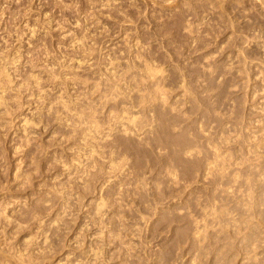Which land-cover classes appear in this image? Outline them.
I'll list each match as a JSON object with an SVG mask.
<instances>
[{
	"label": "rangeland",
	"instance_id": "obj_1",
	"mask_svg": "<svg viewBox=\"0 0 264 264\" xmlns=\"http://www.w3.org/2000/svg\"><path fill=\"white\" fill-rule=\"evenodd\" d=\"M204 6H206V7H204ZM196 7H197V10H196ZM162 21H163V23H162ZM83 32H85V34ZM81 33H83V34H81ZM141 34H143V35H141ZM84 38L86 40H84ZM87 39H89V40H87ZM20 41H22V42H20ZM83 41H85V42H83ZM124 45H125V47H124ZM72 46H73V48H72ZM128 46L131 48L129 49ZM83 47H85V49H83ZM140 47L145 48V49L142 50ZM80 48H81V50H80ZM146 49H148V50H146ZM74 50H75V52H74ZM0 52L1 53L3 52L6 55L5 56L3 53L2 54L0 53L2 56L4 55V57H5V59L0 58V64L5 63V61H7V60L8 61L6 63L12 62L15 64L17 62L15 65L11 66L13 71L16 70L15 72H13V75L16 73L15 75L18 76L19 75L18 72L21 73L18 76L19 79L14 75V81H15L16 85L18 84L17 82H19L24 76L26 77L28 73H34V74H38V75L41 74L43 76V80H44L43 83L45 82V79H46L45 83L48 84V85L47 84L44 85V86H47L45 89L51 88L50 91L53 90V92H56L57 95L59 92L58 90H61L59 92V94H65L66 95L67 93H69V94L74 95L77 98H78V96L80 99L83 98L82 100L88 99V101L89 100L100 101V99H99L100 92H99V89H97L95 87L96 86L95 84H97V85H99L100 83L102 84L104 77L107 76L106 72H107V74H110L109 73L110 71H111V73H120V72L123 73V71L126 70V66H127L126 64L132 62L133 60L134 61L137 60L136 62L141 61L142 64L145 61L143 64V65H145V68H146V63H147L146 61H148V62L150 61L149 63H151L155 66H156V64L161 65L160 63H162V65H165L164 64L165 59L167 58V56H169L168 53L170 52L172 54L171 55L169 53L170 58L173 56L171 60L173 62L176 61L175 64L179 63V65L183 66L184 68L186 66L185 70L187 71V74H189V72L191 74V71H192L193 75L196 74V72L194 71L196 68L202 70L203 68L205 69V67H207L206 69H209L210 68L209 66H214V64L224 65L225 66L224 70H216L215 69L216 70L215 73L218 75V77H217L218 83L220 85H226V95H225L226 97L225 96H220V97L217 96V98H219L220 100H217L216 97L212 98L211 102L215 98H216L215 100L219 102V103L218 102L216 103V101L214 100L215 102L213 101L214 102L213 104H216V105L220 104V105H217L218 107L216 105H214L215 109H216V107L218 108V110L216 109L215 111H218L219 114H217V112L216 113L214 112L216 115L213 119L211 118L212 122L214 120L215 123L214 122L213 123L216 124L215 127H214V124H211L212 122L209 121V122H211L209 124H211L210 128L212 131L210 129H209V131H207L208 127H206L205 128L206 130L204 131L206 134L211 133L212 137H214V138H212L210 136V134H209V137H210L211 141L213 140V142L211 143V141H209V137L207 135H205L204 132H203V135H205V136L203 137V135H202V138L208 137V138H205L207 140L205 141L202 138H200V137L199 138L202 139V142H204V144L207 141H209L204 146H208L210 144H211V146L213 145V147H211V146L206 147L207 149L209 148L210 152H213L215 150V148H217V149L219 148L221 150L220 152H222V153H224L223 150L225 151V155H224L225 157H223V160L225 159L224 162L227 165V166L225 165L226 167H224V169L226 170L227 173H233V171L239 170L238 172L240 173V176H243V174L245 172L244 176L240 177L239 181H242L244 178H246L245 177L246 174H248V176H249L251 173L250 170H254L255 168H256L255 170H258V171L260 168H261V170H263L261 167L262 166L261 161L264 158V0H224V1L221 0V2H220V0H216V1L215 0H0ZM18 52H20V53H18ZM129 52H130V54H129ZM145 53H146V55H145ZM141 54H143V55H141ZM6 57L8 58L7 60H6ZM17 57L19 59L21 57L22 60L20 59L21 60L20 61ZM141 57H143V58H141ZM139 58H140V60H139ZM151 58H153V59H151ZM29 60L31 63L29 62ZM112 60H113V62H111ZM69 61L71 63H69ZM173 62H171V64H174ZM27 63L28 64L30 63L29 65H31V66H29ZM72 63H73V66L71 65ZM83 63L85 65H83ZM113 63H115L116 65H114ZM165 63H166L165 67L168 68L170 66L169 63L168 62H165ZM99 64H100V66H99ZM142 64H141L142 67H140V68H142V70H145V68L143 67ZM48 65L51 67L50 70L53 69V71L56 72V80L55 81L50 80V76L45 71L46 68H47L46 70L49 71ZM78 65H79V67L81 65L80 69H79V67H77ZM216 65H215V68H216ZM28 66L31 68L34 67L33 68L34 70L31 69V72H30L29 71L30 68ZM69 66H71V67H69ZM26 67H28V68H26ZM72 67L73 68L75 67V68L72 70ZM170 68H171V66H170ZM211 68H213V67H211ZM22 69H23V71H22ZM190 69H191V71H190ZM38 70L41 73H39ZM213 70H214V68H213ZM77 71H78V73H77ZM101 71H102V73L100 74ZM24 72H25V74H24ZM79 72H80V74H79ZM22 74H24V75H22ZM58 75H60V76H58ZM78 75H79V77H78ZM100 75H101V78H100ZM20 76L22 77L21 79H20ZM188 76H187L186 80L189 79ZM57 77H59V78H57ZM63 77L68 79L67 83H65V85H64L65 79ZM180 77H177L175 79L176 82L174 80L175 83L171 82V84L168 85L169 87L166 86V87H168L166 89H167L168 94L170 96L168 102H171V101L175 102L176 101L177 102L176 105L179 106V109L181 108V110H185V109L190 107V102H188L185 99V94L182 90V87L180 86V84H182L181 80L183 79V77H181L182 79H179ZM58 79H59V81H58ZM101 79H102V82H100L98 84V82ZM177 79H179L180 82ZM194 79H195V81H193V84L199 85L200 94H203V95L207 94V96H209V94L212 93L211 92L212 90L211 91L205 90L204 92H202V88L207 83L206 77L202 73V71H200L198 73V75H195ZM47 80L49 81V83ZM73 80L74 81L76 80V84ZM68 81H69V83H68ZM58 82H61L60 84H62V86ZM124 83L126 84V81ZM68 84H69V86H68ZM93 85H94V87H93ZM31 88H33V87H29V89H26V90L23 89L26 92L25 91L21 92L20 93L21 96L16 95L15 101L18 102V107L17 106L13 107L12 110L10 111L12 113H9L8 115L4 116L3 121H7L8 123L6 126L5 125H3V127L1 126L2 129L0 128V132L3 130L1 132V136H0V138H1V140H0V163H1L0 164L1 165L0 166V180H1V182L3 181L2 183L0 182V206H3V208H4L6 205V202L11 199L9 201V202H11L10 204L14 205L15 207L17 206L19 208L20 206L17 205L18 202H19V204L21 202H24L26 200L25 197L28 198L29 196H30V198H28L29 200L28 199L26 200V204L31 205V204H34L37 200H39V198L41 197V194H42V196L43 195L45 196L46 195L45 193L48 192V190H49L48 188H50V190H49L50 193L48 192V194L45 197H50L51 195H49V194H52L51 192L55 187L56 188L59 187V189L57 188L59 191L63 188L62 189L63 191L61 190L59 192V195H60V193H62L61 194V200L60 201L56 200L57 204L52 203V202L49 203V205H48L49 209L45 210L46 212H44V213L48 212L47 214L49 216H51L55 210H57V212L59 210L62 213L64 211V214H62V220L64 222V218H63L64 216L63 215L66 214L65 215V217H66L65 222L68 221V223H64V224H63V222L60 223V227H61L62 231L61 232H60V230L57 231L56 232V234H58L57 236H56V234L52 235L53 236L52 239L56 238V240L53 239L54 245L60 244V246L59 245L53 246L52 251L54 252V255H52L53 257L50 255L51 258L49 256H47L46 259H48V260H46V259L44 260V262L46 264H57V262H60L58 264H67L65 256H67L68 254H69L68 256H70L69 257L70 260L74 261L76 258H78L77 256L83 250L87 249L86 246H89L90 242H91V244L94 243V239H96V237H98V236H96L95 230H97V228H99L98 226H101V225H102V227H105L107 229L106 230L104 228V234L103 235L106 234L105 232H107V235H109V233H110L109 239L110 240L114 239V240H111L112 242H114V245H113V243H111V245H109L111 241L108 239V237L106 239H104V240H106L104 250H106V249L107 250L103 251V253L104 252L105 253L103 254L104 256L102 258L107 260V261H105V263H103V264H108V262L111 260L110 258L113 257L112 255H114V254L118 255L120 252L122 253V251L130 259L136 258V259L146 260L147 258H149V256L151 257V255L153 257H156V251L157 252L161 251L163 248V244L165 242L164 233L160 234V235L156 233L157 215L155 213L156 211H154L151 208L154 205L156 206V204L153 203L152 197H149V199H147V200L146 199L142 200L140 198V196L138 195L137 191L135 190V192H134V190H133L134 188L136 189V187L138 185L137 184L138 181L135 178V174H132V173H134L132 168H133V165L136 164V162L138 163L137 156L139 153L138 151H140L139 149L141 147L138 146V151L136 153L134 151H126L125 150V151L117 152L114 155V157H115L114 159L116 162H120V159H121L120 157H122L123 155H127V157L129 155L128 158H130V160H127V162H121V165L119 167V170H122V171L124 170L123 171L124 175L126 174L125 176L123 175V177L121 178V180H122L121 183H120V180H119V182L116 180L117 183L115 184V180H114V181H111V183H107L109 185H107L105 183L104 186H102L101 185L102 181L98 180L95 182L94 186L92 185V187H91L92 189H90V191L88 190V192H85V190L83 188V185H84L83 179L85 178V175H84L85 173H82L81 171L80 172L77 171V173H74V172H76L75 170L81 169V168H79V165H77V167H76L77 169H76L75 168L76 164L82 165V164L86 163L84 161L87 158V155L81 156V152L85 151V149L82 148V151H80V149L78 150V148H79L77 146L78 143L75 144L73 142V139H71L69 137L67 138V132L63 128L62 129L64 131L61 128L57 130L56 133L59 134V135L57 134L58 137L55 134V135H53V138H52L51 131H52L53 127L51 126V123H49L52 121L51 118L49 117L51 121L49 120L48 123H47L48 119H45L46 120L45 124H47L46 130L42 129L41 125H40L39 130H37V133H35V134H37V136L34 134L33 137L30 136L28 139L26 137H23L24 136V135H22L23 131H21L22 128L20 126L21 123H19V121H21V119H22L21 115L24 112V114H23V116H24L25 112H28L29 109H31V107H32V110H34L33 108L35 107L34 105H36L35 103H38V101H36L38 94L36 92L32 93L34 90H32ZM95 88L97 91L95 90ZM30 90H32V91H30ZM93 90H94V92H93ZM56 93L51 94V92H50V94H51L50 96L54 97L53 95ZM90 93H91V95H90ZM227 94H228V97H227ZM28 96L30 97L31 100L29 99ZM222 97H223V99H222ZM230 97H232V98L230 99ZM221 100L223 102L222 107H221V103H220ZM21 103H22V105H21ZM240 103L242 105H240ZM219 106L221 107V109L219 108ZM239 106H241V107H239ZM240 108H241V110H240ZM238 109L240 110V114H239ZM181 110H178V111H181ZM234 110H236L238 112L239 116L240 115L243 116V114H244V116H243L244 118L242 117L243 119L240 117V119L243 122H240L241 120L239 119L238 115L236 114L237 112H234ZM241 111H242V113H241ZM105 112L106 113H104V116H103V113L101 114V112H100L99 115H101V116H99V117H101V120H102V117H104L103 118L104 120H102L103 121L102 125H108L107 127L105 126V128L107 129L111 126L110 124H112L113 121L108 123V121H111L110 119L108 120V118L106 117L107 116L106 114H108L109 112H108V110ZM232 112H233V114H232ZM220 115H222L223 117L222 116L220 117ZM231 115H233V116H231ZM234 115H237L239 122L237 121L238 119L233 118ZM216 116L218 119L216 118ZM226 117L228 120L226 119ZM229 117H231V118H229ZM46 118H48V117H46ZM223 118H224V120H223ZM229 119L230 120L236 119V120L230 121ZM105 120H107V121H105ZM218 120H221L225 124H221L222 122L220 123V121L218 122ZM233 121L234 122L237 121V123L234 124ZM217 122L219 123V125ZM238 123H241L240 124L241 127H240V125L239 126L236 125ZM209 124H208V126H209ZM220 124H221V126L222 125L223 126L221 127ZM48 125H49V127H48ZM233 125L236 126V127H234L235 129L236 128L238 129V130H236V132H235L234 128H232ZM219 126H220V128H219ZM238 127L240 128V130ZM214 128H216V129L214 130ZM219 129H220V132L218 131ZM212 132H216L219 134H216V133L213 134ZM43 133H45V134H43ZM241 133L243 134L244 137H242ZM61 134L63 135V138L61 137L62 136ZM238 134H239V137L236 136ZM217 135H218V142L216 143ZM240 135H241V137H240ZM153 136H154L153 132H144L138 136L137 141H139L140 143L142 142V144H141L142 147H150L151 143H152L151 139H153ZM60 137L62 139H60ZM22 138H23V140L26 139V141L29 142L27 144V146L23 145V144L26 145V141H23L24 142L23 143ZM55 138H56V140H54ZM65 138H66V141H65ZM236 138H238V139H236ZM239 138H243V139H239ZM244 138L245 139L247 138V139L245 140ZM67 139H68V142H67ZM69 139L71 140L70 143H69ZM226 139H228V140H226ZM29 140H31V142ZM58 140H61V142L59 141L60 143L58 142L59 144L57 143ZM237 140H238V142L239 141L240 142L237 143ZM12 141H13V144H12ZM244 141L246 143H244ZM19 142H21V143H19ZM66 142H67V144H66ZM72 142H73V145L75 147L72 146ZM219 142H223L222 145H221V143L218 144ZM214 143L217 145H215ZM240 143H241V145H240ZM250 143H252V144L250 145ZM247 144H249V146ZM29 145H30V148H32V149L34 147H35L34 149H36L38 147L39 149L38 148L37 149L41 153L38 152L37 149H36L37 152H35L36 150H34V149L33 150L30 149ZM46 145L49 146V148ZM78 145H80V144H78ZM15 146H16V148H15ZM17 146L19 148H17ZM20 146H22V148ZM106 146H108V147H105L106 149L112 150L111 147L109 148V145H106ZM42 147H44L43 149H45V150H43ZM69 147L72 149H70ZM231 147H233V148H231ZM242 147L243 148L245 147L246 149L245 148L243 149ZM13 148H15V149H13ZM213 148H214V150H213ZM16 149H18V151ZM19 149H22L23 152H22V150H19ZM46 149H47V151H46ZM75 149L79 151L80 155L75 153ZM106 149H103V148L101 149L104 152L103 155H105ZM229 149H232L233 152H231V150H229ZM14 150H15V152H14ZM30 150H32L31 153H29ZM63 150L65 153L63 152ZM70 150H74V152L73 151L70 152ZM110 150L109 151L106 150V151L110 152ZM211 150H213V151H211ZM227 150L230 151L233 155L231 153H229ZM78 151H76V152H78ZM149 151L155 157L157 156L158 158H160L159 154L164 153L165 149H162V150L158 149V150H155V152L152 151L151 149H149ZM226 151L228 152V155L226 154ZM46 152H47V154H46ZM23 153H24V156H22ZM34 153L35 154L37 153L36 156H34L35 155ZM54 153L55 154L59 153V154L55 155ZM60 153H62V156H60ZM70 153H73L74 156H73V154L71 155ZM237 153L239 155H240V153H242L243 155L239 156V155H237ZM244 153L246 154V156H248L249 159L246 156H245L246 158L243 157L245 155ZM42 154H45L47 157H45V155L42 156ZM53 154L56 157H54ZM75 154H76V156L77 155L79 156V160L77 159L76 162H75V159H76ZM229 154L232 156H230ZM32 155L35 158L37 157L39 162L41 160L40 168H39V169L42 168L40 170L41 172L39 170H34L35 172L32 171L33 169L31 168V165L29 162V156H32ZM106 155H109L108 159L106 158L107 156L106 157L102 156V158H101L102 160L104 159V162L106 160V162L104 163L106 166L105 176L110 175L111 171H112L111 165H109L111 163L110 162L111 154L107 153ZM200 155H202V154H200ZM49 156H51V159ZM68 156L70 159L69 158L66 159ZM226 156H228L227 159H226ZM233 156L236 157L237 160H235L236 158H234ZM21 157H22V159L20 160ZM26 157H27V159H26ZM39 157L42 159H40ZM58 157L60 160H57V162H56V158L58 159ZM61 157H62V160L63 159L65 160V163H64V160L62 162ZM83 157H84V159H83ZM148 157L149 156H144L143 158L147 159ZM211 157H212V155H211ZM229 157H232V158L228 159ZM123 158H124V156H123ZM233 158H234V160H233ZM25 159L28 160L29 164H27V162L24 163ZM52 159L55 160V163L50 162V160H52ZM247 159H248V162H247ZM19 160H20V162H19ZM22 160H23V163H22ZM43 160H44V162H43ZM66 160H67V162H70L69 163L70 165H71V162L72 163L74 162L73 166H70L69 164L66 165V163H67ZM71 160H74V161H71ZM107 160H108V162H107ZM228 160H230V162H228ZM243 160H244V162H243ZM17 162L24 164V165L20 164L24 167V168L21 167V170L25 169V170H22V173L24 175V176L23 175L22 176L24 178H26L25 174H29V171H30L29 175H31L32 172H33L32 174L35 173L34 175H31L32 179L30 178V181H28L29 179L23 180L22 176H20V177L15 176L16 178H19V179L15 180V177L13 179V176H14L13 173H16V171H17V170H15L14 167L17 168V166L19 165V164L17 165ZM82 162H84V163H82ZM241 162H243V163H241ZM245 162H247V164L250 163V164H248L249 165L248 167H246L247 165ZM61 163H63V164H61ZM147 163H149V162L145 161L143 163V164H145L144 167L147 166ZM228 163L230 166L228 165ZM263 163H264V160H263ZM41 164H43L44 167ZM57 164L60 166V168ZM2 165H3V167H2ZM28 165H30V166H28ZM61 165H63L62 166V168H64L63 170H61ZM244 165H246V166H244ZM65 166L67 168H65ZM28 167L31 169H29ZM70 167L71 168L73 167L75 169L74 172L72 171L73 168L70 169L71 175L74 174V177H76L77 174H79V173H80L79 175H81V176L78 175V177L75 178V182L77 181L76 183L82 184V186L80 184L79 185L77 184L78 187L81 186L79 188L77 186H75L76 183L73 182L74 177L71 176V178H68V177H70L69 174H65V173H69L68 171H69ZM246 168L247 169L250 168V169L246 171ZM154 170L156 172V167ZM146 171H147L148 177H150L151 172H149V170H146ZM42 172H43V174H42ZM1 173H2V175H1ZM4 173H5V175H4ZM58 174H60L62 177ZM64 174L67 175L68 177L65 176ZM82 174H83V176H82ZM39 175H41V176H39ZM57 175L59 176V178H57L58 177ZM34 176H35V178H34ZM54 176H56L55 178H57V180H59L58 182H61L64 184L66 183L68 185L70 184L71 187L69 185V188H72V189H67L68 188L67 185H64V184H61L58 182L57 183L59 186L58 185L55 186L57 183H55L56 181L54 179ZM80 177H83V178H80ZM125 177H127V178L125 179ZM49 178L51 179V181ZM60 178H64V179H60ZM65 178L66 179L68 178L69 181H66ZM78 178H80V179H78ZM123 178L125 179V182H123L124 181ZM13 180H15L16 182H18L17 180H19V183L22 184L23 186L20 185L19 183L17 185V183L15 181L13 182ZM64 180H65V182H63ZM148 180H150V183H151L149 186H152L153 184L156 186V180L153 181L151 178H149ZM26 181L32 182V183L27 182L28 183L27 184V183H25ZM130 181H131V183H130ZM51 182H52V184H51ZM67 182H69V183H67ZM112 182H113V184H112ZM53 183H55V185ZM72 183L74 186L72 185ZM123 183H124V185H123ZM37 184L38 185L41 184L40 185L41 187L38 186ZM47 184H49V185H47ZM61 185H62V188H60ZM135 185H136V187H135ZM237 185H239V184H237ZM27 186H29L28 189H27ZM51 186H53V187H51ZM65 186H66V189H65ZM119 186H121V187L124 186L122 188H123V190H125V192L122 191V188ZM74 187H75V189L77 188V190H75ZM51 188H53V189L51 190ZM80 188H82L83 191H82V189L79 190ZM113 188L116 190H114ZM127 188L129 190L131 189L130 191H132V192L129 193V190ZM111 189H113V193H112ZM118 189H120V190H118ZM33 190L35 192L38 190L39 191L35 193ZM69 190H71V191L75 190V191L72 192L73 194L71 193L68 195L67 193H69L68 192ZM43 191L44 192L46 191V192L43 193ZM65 191L67 193H65ZM110 191H111V193H110ZM126 191H128V194ZM40 192H41V194H40ZM33 193H34V195H32ZM63 194H64V196L67 195V198L70 196L69 199L65 198L66 196L63 198ZM4 195H5V197L8 196L10 199L6 198V200H5ZM38 195H40V197ZM31 196L33 198H31ZM18 198H19V200H18ZM35 198H37V199H35ZM33 199L36 201H34ZM58 199H60V197H58ZM62 199H65V200H63L64 202L62 201ZM12 200H15L14 201L15 203H13ZM22 200H24V201H22ZM66 200H68V203L65 202ZM61 202H62V204H61ZM63 203H64V205H65V203H67V204L64 206ZM99 203L105 204V210L103 212V216H105V217L103 218V216H102L101 219H99L98 217H97L98 219H95L94 217L97 215L96 207L98 206ZM53 204H55V205H53ZM50 205H51V207H50ZM56 205L59 206L60 209ZM7 206L10 207V205H7ZM14 206H11V207L13 208ZM0 208L2 209V207H0ZM14 209L15 208L10 210V208H9V212L15 211ZM23 209L24 208H22L20 210H23ZM95 212H96V215L95 214L93 215V213H95ZM47 214H44L43 217L45 220H47V222H50L51 218L48 217ZM112 214L114 216L115 215L116 216L110 217ZM46 217H48V218H46ZM112 218L115 219V220L113 219L114 222L117 219L116 225H115V223H113ZM48 219H49V221H48ZM109 219H111V220H109ZM98 220H100V221L104 220V223L106 222L105 223L106 226L104 225L103 221H101V223H100V221H98ZM69 221H70V225H69ZM110 221L112 222L113 225H115V228L117 227V229L114 228V226L111 224ZM107 222H109L110 224H108ZM89 223H92L93 226L90 225ZM31 224H32V226L30 225V222H29V224L27 223V225H26V223L24 224V225H26L24 227L26 229V231L24 228L17 229V228H15V226L12 225L14 232L16 229L18 230L15 233L12 231L11 225H9V227L6 226L7 228H4V229H7L8 231L4 230L1 227L0 230L1 231L3 230L2 231L3 234L2 233H1L2 235L0 234V240H5L6 238L9 239L6 241L9 244H14L15 248L19 247V246H21L22 248L27 247L28 241L30 239H34V238L35 239H38V238L41 239L37 233L40 231V230L37 231V225H35V223H31ZM65 224H67L66 227H65ZM82 227H83V229H81ZM134 228H139V229L134 230ZM30 229H31V231H29ZM114 229H115V231H114ZM34 230L37 232H33ZM9 231L10 232L12 231V232L10 233ZM111 231L113 232V234ZM26 232H28V233H26ZM58 232H60V233H58ZM114 232H115V234H116V232L120 233V235L122 236V237H119L118 239L116 238V240L117 241L119 239L123 240V243H124L123 247L121 248V244H120L121 242L118 241L119 242L118 245L121 249V250L119 249V253L117 250V248H119V247H118V245L115 244L117 241H115L116 235H114ZM20 233L22 234L21 237H20V235H21ZM34 233H36V235ZM78 233H79V235L81 234L79 236L80 238L79 237L77 238ZM94 233H95V235H93ZM60 234L61 235L63 234V235L60 236V238H59L58 236ZM111 234L114 235V237L112 236V238H111ZM156 234H157V237H156ZM3 235L4 236L6 235V236L3 237ZM14 235L17 236L16 237L17 239L14 237ZM90 235L93 237L92 239H91ZM30 236L31 237L33 236V237L30 238ZM11 237L14 239H10ZM22 238H23V240H22ZM58 238H59V240H58ZM18 239L20 242L19 241L17 242ZM10 240H12L11 241L12 243L10 242ZM38 240H36V242ZM91 240H93V241H91ZM15 241L17 242V244L15 243ZM21 242L22 243L24 242V244H23L24 246H22ZM78 242L81 243L80 247L77 245ZM83 242H84V244L82 245ZM95 242H96L95 244L99 243L98 240H95ZM108 242H109V244H107ZM20 243H21V245H20ZM25 243L27 244V246ZM18 244H19V246H16ZM133 245H135V246H133ZM108 246H110V247H108ZM129 246H130L129 250H126V248H124V247H129ZM83 247H84V249H83ZM54 248H56V249L54 250ZM106 254H108V255L106 256ZM253 254H254L253 251H251L249 253L245 252V253L240 254L237 257V262H238L237 264H243L245 259L247 257L248 258L252 257ZM116 255H114V257L112 258V261H110L111 262L110 264H117L118 262H120V260H118L117 258L115 259ZM109 256H110V258H109ZM116 257H118V256H116ZM81 258L83 260L84 259L88 260V256L84 255V254H83V257H81ZM102 258L100 260H98V261H100L99 262L100 264H102V262H104V260ZM107 258H109L110 260ZM252 260L253 259H251L250 261H252ZM98 261L94 262L92 264H95V263L99 264ZM73 263H75V261L72 262V264ZM76 264H79V263L76 262ZM246 264H247V262H246Z\"/></svg>",
	"mask_w": 264,
	"mask_h": 264
},
{
	"label": "bare ground",
	"instance_id": "obj_2",
	"mask_svg": "<svg viewBox=\"0 0 264 264\" xmlns=\"http://www.w3.org/2000/svg\"><path fill=\"white\" fill-rule=\"evenodd\" d=\"M222 1H224V0H222ZM220 2H221V0H220ZM204 7H206V6H204ZM196 10H197V7H196ZM162 23H163V21H162ZM83 33L85 34V32H83ZM83 33H81V34H83ZM141 35H143V34H141ZM84 40H86V39L84 38ZM87 40H89V39H87ZM20 42H22V41H20ZM83 42H85V41H83ZM124 47H125V45H124ZM72 48H73V46H72ZM130 48L131 47H129V49ZM83 49H85V47H83ZM141 49L144 50L145 48H141ZM80 50H81V48H80ZM146 50H148V49H146ZM74 52H75V50H74ZM18 53H20V52H18ZM169 53H168L169 56L166 55L167 58L165 59V62H168L169 65L171 66V68H170V66L168 68H166L165 62H164L165 65H162V63H160L162 66L159 64H156V66H155V65L149 63L150 61L149 62L146 61L147 63H146V68H145V65H143L145 61L142 64L141 61L136 62L137 60H135V61L133 60L132 62L126 64L127 65L126 70L123 71V73L122 72L111 73V71H110L109 72L110 74H107V72H106L107 76L104 77L103 82H102V79L98 82V84L100 82H102V84L101 83H100L101 85L95 84L96 85L95 87L97 89H99V92H100V97H99L100 101H97V100H95V101L89 100L88 101V99L82 100L83 99L82 97H81L82 99H80L79 96L77 98L74 95L69 94V93L66 94L67 96L65 94H59V92L61 90H58L59 92L57 91L58 92V95H57V93L53 92V90L50 91L51 88L45 89L47 87V86H44L45 84H47V83H45L46 79H45V82L43 83L44 80H43V76L41 74L40 75L42 77L40 75L34 74V73H28L27 76L26 77L24 76L23 78L20 76V79L21 78L22 79L19 82H17L18 84L16 85L15 81H14V75L16 73L13 75V72H15L16 70L13 71L11 66L15 65L17 62L15 61L16 62L15 64L12 62L6 63L8 61L7 60L8 58L6 57L7 61H5V63H3V64H0V128H1V126L3 127V125L6 126L8 123L7 121H3L4 116L8 115L9 113H12L10 111L12 110L13 107H16V106L18 107V102L15 101L16 95L21 96V94H20L21 92L25 91L26 89H29V87H33L34 89L31 88L32 90H34L32 93L36 92L38 94L37 99H36V101H38V103H35L36 105H34L35 106L33 108L34 110H32V107H31V109H29L28 112H25L24 116H23L24 112L22 113V115H21L22 119H21V121H19V123H21L20 126L22 128L21 131H23L22 135H24L23 137H26L27 139L30 136L33 137V135L35 133H37V130H39L40 125H41L42 129L46 130L47 124H45L46 123L45 119H48V121H47V123H48L50 118L52 121L50 120L51 122H49V123H51V126L53 127V128L51 127L52 128V131H51L52 138H53V135H55V134L58 137L59 134L56 133L57 130L60 128L61 129L63 128L67 132V138L69 137V138L73 139V142L75 144L76 143L80 144V145L77 144V146L79 147L78 150L80 149V151H82V148L85 149V151L81 152V156L87 155V158L84 161L86 163L82 162V163H84L82 165L75 163L76 164L75 168L77 167V165H79V168H81L78 170H75L72 167L73 168L72 171L73 172H74V170L76 171L74 173H77V171H79V172L81 171L82 173H85L84 174L85 178L83 179L84 180L83 188H84L85 192H88V190L90 191V189H92L91 188L92 185L94 186L95 182L98 180L102 181L101 182L102 186H104L105 183L106 184L111 183V181H114V180H115V184L117 183L116 180L118 182L120 180V183H121L122 182L121 178L124 175V172H123L124 170L123 171L119 170V167L121 165V162H127V160H130V158H128L129 155L127 157V155L122 154L124 156V158L121 155L122 157H120L121 158L120 162H116L114 159L115 158L114 155L117 152H121V151H125V150L126 151H134L136 153L138 151V146L141 147L139 149L140 151H138L139 153L137 156L138 163L136 162V164H134L133 168H132V170L134 172L132 174H135V178L138 181V183L136 182L138 185L135 183L137 185V187L135 185L136 189L134 188L133 190H134V192H135V190L137 191L138 195L140 196V198L142 200H145V199L147 200V199H149V197L153 198V203H155L156 206L154 205L151 208L154 211H156L155 213L157 215L156 233L159 235L164 233L165 242L163 244L162 250L159 252L156 251V257H153L151 255V257L149 256V258H147L146 260L136 259V258L130 259L123 251H122V253L121 252L119 253L120 247L118 244H119V242H121L120 244H121V248H122L124 243H123V240L119 239L118 240L119 242L116 240V238L118 239L119 237H122V236L120 235V233L116 232V234H115V232H114V235H116L115 241L118 242V243L116 242L115 244L118 245V247H119V248H117L119 254L118 255L114 254V255L118 256V257L115 256V259L117 258L118 260H120V262H118L117 264H237L238 263L237 257L240 254L245 253V252L249 253L251 251H253L254 254L250 258L247 257L245 259V261L243 262V264H246V262H247V264H264V163H263L264 158L261 161L262 166L260 165L263 170H261V168L259 169V171L255 170L256 168L253 166L255 168L254 169L255 171L250 170L251 171L250 175L248 176V174H246L245 175L246 178L243 179L244 181L243 180L239 181L240 177H243L245 172H244L243 176H240V173L238 172L239 170L238 171L235 170L236 172L233 171V173H227L226 172L224 167H226L227 165L224 162L225 159L223 160V157H225L224 156L225 151L223 150L224 153H222V152H220L221 150L219 148H218L219 150L217 148H215V150H214V148H213L214 151L211 150L213 152H210L209 148L207 149L206 147H208V146L210 147L211 144L208 146H204L209 141H211L209 134L212 137L211 133L206 134L204 132L206 130L205 128L208 127L207 131H209V129L211 130L210 125L215 123L214 120H213L214 123L212 122L211 118L213 119L215 117L216 112H217V114H219L218 111H215V110L216 109L218 110L217 105H220V104L216 105L213 103L216 101L215 99L217 98V96L220 97V96L226 95V85H220L218 83V81H217L218 75L215 73V71L216 70H224L225 66L219 65V64L218 65L214 64V66H209L210 67L209 69H206L207 67H205V69L203 68L204 70L196 68L194 70L196 72V74H194V75L192 74V71L190 69L191 74H190V72H189V74H187V71L185 70L186 66L184 65L185 66V68H184L183 66L179 65V63L175 64L176 61L173 62L171 60L173 56L170 58L171 53L170 54ZM129 54H130V52H129ZM4 55L3 56L1 55L0 58L5 59ZM141 55H143V54H141ZM145 55H146V53H145ZM141 58H143V57H141ZM20 59H21V57H20ZM151 59H153V58H151ZM139 60H140V58H139ZM70 61H69V63L72 62V61L71 62ZM29 62H30V60H29ZM111 62H113V60ZM171 62H173L174 64H171ZM84 63H83V65H85ZM115 63H113V64L116 65ZM141 64L143 65L145 70H142V68H140V67H142ZM71 65L73 66V63ZM215 65H216V68H215ZM29 66H31V65H29ZM99 66H100V64H99ZM28 67H26V68H28ZM69 67H71V66H69ZM77 67H79V65ZM80 67H81V65H80ZM80 67H79V69H80ZM211 67H213L214 70ZM29 68H30L29 71L31 72V69H33L34 67H32V68L29 67ZM48 68H49V71L46 70L47 68L45 69V71L50 76V80L55 81L56 80V72L53 71V69L50 70V68H51L50 66ZM74 68L72 67V70ZM22 71H23V69H22ZM200 71H202V73L205 75L206 80H207L206 85H204V87L202 88V92H204L205 90H208V91L212 90L211 91L212 93L209 94V96H207V94L206 95L200 94L199 85L193 84V81H195V79H194L195 75H198V73ZM18 73H19V75L21 74L20 72H18ZM39 73H41V72L39 71ZM77 73H78V71H77ZM101 73H102V71L100 72V74ZM24 74H25V72H24ZM24 74H22V75H24ZM79 74H80V72H79ZM18 76H16V77L18 78ZM58 76H60V75H58ZM180 76L183 77V79ZM187 76L189 79L186 80ZM78 77H79V75H78ZM177 77H180L179 79H182L181 80L182 84H180V86L182 87V90L185 94V99L188 102H190V107L185 109V110H181V108L179 109V106L176 105L177 104L176 101L175 102L174 101L168 102L170 96H169L166 88H168L169 87L168 85H170L171 82H174V80ZM57 78H59V77H57ZM100 78H101V75H100ZM64 79H65V82H64V85H65V83H67L68 79H66V78H64ZM179 79H177V80L179 81ZM58 81H59V79H58ZM69 81H68V83H69ZM123 81L124 82L126 81V84ZM74 82L76 84V80ZM175 82H176V80H175ZM48 83H49V81H48ZM58 83L60 84L61 82H58ZM60 85L62 86V84H60ZM68 86H69V84H68ZM166 86H168V87H166ZM93 87H94V85H93ZM96 88H95V90H96ZM23 89H25V90H23ZM32 90H30V91H32ZM50 92H51V94L56 93L53 95L54 97L50 96L51 95ZM93 92H94V90H93ZM90 95H91V93H90ZM213 97H216L215 99H213V101L214 100L215 101L211 102ZM227 97H228V94H227ZM231 98L232 97H230V99ZM29 99H30V97H29ZM222 99H223V97H222ZM217 100H220V99L217 98ZM217 102L218 101H216V103ZM22 103H21V105H22ZM220 103H221V107H222V103H223L222 100L220 101ZM214 105L217 106L216 109H215ZM240 105H242V104L240 103ZM221 107L219 106L220 109H221ZM239 107H241V106H239ZM107 110L109 113L106 114L107 115L106 117L108 118V120L109 119L111 120V121H108V123L112 122V121H113V123L110 124L111 126L109 125L110 127L106 129L105 126L107 127L108 125H102L103 124L102 120H104L103 119L104 117H102V120H101V117H99L101 115H99V114L101 112V114L103 113V116H104V113H106L105 111H107ZM178 110H181V111H178ZM240 110H241V108H240ZM240 110H239V114H240ZM234 112H237V111L234 110ZM241 113H242V111H241ZM232 114H233V112H232ZM236 114L238 115L239 119H240V117L242 118L244 116V114H243V116L242 115L239 116L238 112ZM237 115H234L233 118L238 119ZM217 116H216V118H217ZM221 116L222 115H220V117ZM231 116H233V115H231ZM46 117H48V118H46ZM229 118H231V117H229ZM226 119H227V117H226ZM236 119H232V120H236ZM239 119L237 120L238 122H239ZM223 120H224V118H223ZM232 120H230V121H232ZM105 121H107V120H105ZM209 121H211L212 123ZM219 121H220V123L222 122L221 120H218V122ZM237 121H235V122L233 121V123L235 124V123H237ZM240 122H243V121L241 120ZM209 123H211V124H209ZM208 124H209V126H208ZM221 124H225V123L222 122ZM221 124H220V126H221ZM240 124L241 123H238L236 125L239 126ZM215 125L216 124H214V127H215ZM218 125H219V123H218ZM220 126H219V128H220ZM48 127H49V125H48ZM234 127H236V126L233 125L232 128H234ZM240 127H241V125H240ZM215 129L216 128H214V130ZM234 130L236 132V130H238V129L234 128ZM239 130H240V128H239ZM218 131L220 132V129ZM1 132H0V136H1ZM144 132H153L154 133L153 139H151L152 143H151L150 147H142L141 146L142 142L140 143L139 141H137L138 136ZM203 132L205 133V135H207L209 137V141H207L205 144H204V142H202V139L206 141L207 139H205V138H208V137L202 138ZM212 133L214 134L216 132H212ZM43 134H45V133H43ZM216 134H219V133H216ZM35 135L37 136V134H35ZM63 135L61 136L62 138H63ZM205 135H203V137ZM241 135H242V137H244L242 133H241ZM241 135H240V137H241ZM236 136L239 137V134ZM61 137H60V139H62ZM199 137L202 139H200ZM212 138H214V137H212ZM228 139H226V140H228ZM236 139H238V138H236ZM239 139H243V138H239ZM0 140H1V138H0ZM54 140H56V138ZM23 141H26V139L23 140V138H22V142ZM29 141L31 142V140H29ZM59 141L61 142V140H58L57 143ZM65 141H66V138H65ZM67 142H68V139H67ZM67 142H66V144H67ZM70 142H71V140L69 139V143ZM73 142H72V146H74ZM212 142H213V140L211 141V143ZM217 142H218V135L216 138V143ZM223 142H219L218 144L221 143V145H222ZM239 142L237 140V143H239ZM19 143H21V142H19ZM28 143L29 142L26 141V145L25 144H23V145L27 146ZM244 143H246V142L244 141ZM12 144H13V141H12ZM251 144L252 143H250V145ZM106 145H109V148L111 147L112 150L109 149L110 152H107L109 150L105 148V147H108ZM215 145H217V144H215ZM240 145H241V143H240ZM247 145L249 146V144H247ZM20 147L22 148V146H20ZM47 147L49 148V146H47ZM211 147H213V145ZM15 148H16V146H15ZM15 148H13V149H15ZM17 148H19V147L17 146ZM29 148H30V145H29ZM43 148L44 147H42V149ZM102 148L107 150V151L105 150V155H103L104 152L101 150ZM148 148L154 152H155V150H158V149L159 150L165 149V152L160 153L161 154V155L159 154L160 158H158L157 156L155 157L154 155H152ZM231 148H233V147H231ZM30 149H32V148H30ZM36 149H34V150H36ZM70 149H72V148H70ZM16 150L18 151V149H16ZM19 150H22V149H19ZM32 150H30L29 153H31ZM37 150L35 152H37ZM43 150H45V149H43ZM78 150L75 149V153L80 155ZM229 150H231V152H233L232 149H229ZM46 151H47V149H46ZM71 151L74 152V150H70V152ZM76 151H78V152H76ZM227 151H226L227 155H228V152L231 153L230 151H228V152ZM14 152H15V150H14ZM22 152H23V150H22ZM38 152H40V151L38 150ZM63 152H64V150H63ZM106 152L111 154V159H110L111 163L109 165H111V169H112L111 174L107 175V176H105L106 166L104 164L106 162V160L104 162V159L103 160L101 159L102 156H104V157L107 156L106 158L108 159L109 155H106L107 154ZM36 154L34 156H36ZM46 154H47V152H46ZM58 154L56 153L55 155H58ZM70 154L72 155L73 153H70ZM200 154H202V155H200ZM44 155L45 154H42V156H44ZM55 155H54V157H56ZM78 155L76 156V154H75V157H76V159L74 158L75 162L77 159L79 160ZM211 155H212V157H211ZM232 155H230V156H232ZM237 155H239V154L237 153ZM240 155H243V154L240 153ZM22 156H24V153L22 154ZM34 156L33 155L29 156V162H30L31 168L33 169L32 171H34V170L40 171L42 169V168L39 169L41 160L39 162L38 158L37 157L35 158ZM60 156H62V153H60ZM69 156L66 159H68ZM73 156H74V154H73ZM144 156H149V157L147 159H145V158H143ZM245 156H246V154L243 157H245ZM45 157H47V156L45 155ZM49 157L51 159V156H49ZM227 157L228 156H226V159H227ZM246 157L248 158V156H246ZM231 158L232 157H229L228 159H231ZM234 158H236V157H234ZM234 158H233V160H234ZM21 159H22V157L20 158V160ZM26 159H27V157H26ZM26 159L24 160V163L27 162V164H29L28 160H26ZM40 159H42V158H40ZM83 159H84V157H83ZM248 159H247V162H248ZM20 160H19V162H20ZM57 160H60L59 157H58V159L56 158V162H57ZM61 160H62V157H61ZM63 160H62V162H63ZM235 160H237V158ZM71 161H74V160H71ZM145 161L149 162V163H147L146 167H144L145 164H143ZM19 162H17V165L19 164L17 166V168L14 167L15 170H17V171H16V173H13V175H14L13 179L15 176H17V177L22 176L23 175L22 170H25V169L21 170V167H23L22 165H24V164H22L23 160H22V163H19ZM43 162H44V160H43ZM50 162L55 163V160L52 159V160H50ZM66 162H67V160H66ZM107 162H108V160H107ZM228 162H230V160H228ZM243 162H244V160H243ZM243 162H241V163H243ZM247 162H245L247 166L244 165L246 167H248L249 166L248 164H250V163L247 164ZM64 163H65V160H64ZM69 163L70 162H67L66 165H68ZM73 163L71 162V165L70 164L69 165L73 166ZM20 164H22V165H20ZM61 164H63V163H61ZM30 165H28V166H30ZM41 165L43 166V164H41ZM228 165H229V163H228ZM62 166L63 165H61V170L64 169V168H62ZM2 167H3V165H2ZM155 167H156V172L154 170ZM31 168H29V169H31ZM59 168H60V166H59ZM65 168H67V167L65 166ZM72 168L71 167L69 168V171H68L69 173H65V174H69L70 177H68L67 175L64 174L68 178H71V176L74 177V174L71 175V172H70L71 171L70 169H72ZM249 169L246 168V171ZM146 170H149V172H151L150 177H148ZM32 173H31V175L35 174V173L34 174H32ZM29 174H30V171H29ZM29 174H25L26 178H24L23 177L24 175H23L22 179L23 180L29 179L28 181H30L31 175H29ZM42 174H43V172H42ZM79 174H77L76 177H78ZM1 175H2V173H1ZM4 175H5V173H4ZM58 175H60V174H58ZM39 176H41V175H39ZM79 176H81V175H79ZM82 176H83V174H82ZM55 177L56 176H54V179L56 182L55 181L54 182L57 183L59 181V180H57V178H59V176L57 178H55ZM76 177H74L73 182H75ZM34 178H35V176H34ZM68 178L67 179L65 178V180L69 181ZM80 178H83V177H80ZM80 178H78V179H80ZM126 178L127 177H125V179ZM149 178H151L153 181L156 180V186L154 184L152 186H149L151 184L150 180H148ZM16 179H19V178L15 177V180ZM60 179H64V178H60ZM125 179L123 182H125ZM15 180H13V182ZM65 180L63 182H65ZM17 181L18 182H16V181L15 182L18 185L19 180H17ZM28 181H26L25 183H27ZM50 181H51V179H50ZM131 181H130V183H131ZM0 182H1V180H0ZM52 182H51V184H52ZM28 183H32V182H28ZM55 183H53V184L55 185ZM58 183H61V182H58ZM58 183L55 186H57ZM67 183H69V182H67ZM61 184H64V183H61ZM77 184L78 183H76L75 186L78 187V185L80 183L78 185ZM112 184H113V182H112ZM237 184H239V185H237ZM20 185H22V184H20ZM40 185H38V186H40ZM47 185H49V184H47ZM64 185H67V187H68L67 189H72V188H69L70 184L68 185L65 183ZM72 185H73V183H72ZM80 185L82 186V184H80ZM107 185H109V184H107ZM123 185H124V183H123ZM81 186H79V187H81ZM28 187L29 186H27V189H28ZM51 187H53V186H51ZM70 187H71V185H70ZM119 187H121V186H119ZM122 187H124V186H122ZM57 188L59 189V187H57ZM57 188L56 187L54 189L51 188V190L52 189L53 190L51 192L52 194H49V195H51L50 197H45L48 194V192L50 193V191H49L50 188H48L49 190L47 189L48 192L45 191L46 193L43 191V193L46 194L45 196L44 195L42 196V194L40 192L41 197H40V195H38L40 197V198L38 197L39 200L36 201L33 199L34 201H36L35 203L31 200L34 203L31 205L26 204V200L28 198H30V196L28 198L25 197L26 200L25 201L22 200L24 202L20 201L21 202L20 204L18 202L17 205L20 206L19 208L17 206L15 207L14 205L10 204L11 202H9V201L11 199L8 196L5 197V195H4L5 200H6V198L10 199V200L6 202V205L4 204L5 202L3 201L4 202L3 204L5 205L4 208H3V206H0V207H2V209L0 208V228L2 227L4 229V228L9 227V225H11V227L13 225V226H15V228L21 229V228H24L27 225V223L29 224V222H30L31 226H32L31 223H35V225H37V231H39V230L40 231L37 232L34 230L33 232H37L38 236H40L41 239L38 238L40 241L38 239H35V238L30 239L28 241V246L25 243L27 247H23V248L21 246H19V244L16 245L19 247L15 248L14 244H9L6 241V240H9L7 238L5 240H0V264H29V263L30 264H44L45 263L44 260L47 258V256H49L51 258V256L54 255V252L52 250H53V246L56 245V244L54 245V240H56V238H53L54 239L53 240L52 235L56 234V232L59 230H60V232L62 231L61 227H60V223L63 222L62 214H64V211L62 210L63 211V213H62L59 210H58V212H57V210H55L51 216H49L47 214L48 212L47 213H44V212H46L45 210L49 209V206H48L49 203H51V202L56 203V200H59V201L61 200V194L62 193H60V195H59V192L63 189L62 185L60 187V188H62L60 191ZM65 189H66V186H65ZM74 189H75V187H74ZM81 189L82 188H80L79 190H81ZM113 189H111L112 193H113ZM120 189H118V190H120ZM75 190H77V188ZM75 190H72V191L69 190L68 191L69 193H67L66 192L67 190H66L65 193H67L69 195ZM114 190H116V189H114ZM130 190H129V193L132 192ZM38 191H36V192H38ZM82 191H83V189H82ZM122 191L125 192V190H123V188H122ZM126 192L128 194V191H126ZM110 193H111V191H110ZM64 194H63V198L65 196H66L65 198H67V195L64 196ZM32 195H34V193ZM58 197H60V199H58ZM69 197L67 199H69ZM31 198H33V197L31 196ZM35 199H37V198H35ZM15 200H12L13 203H15L14 202ZM18 200H19V198H18ZM63 200H65V199H62V201ZM65 202L68 203V200H66ZM67 203H65V205ZM61 204H62V202H61ZM7 205H10V207H8ZM53 205H55V204H53ZM63 205H64V203H63ZM11 206H14L13 208H15L14 209L15 211H12V212L10 211L11 212L10 213L9 208H10V210L13 209ZM50 207H51V205H50ZM57 207H59V206H57ZM22 208H24V209L20 210ZM59 209H60V207H59ZM104 210H105V204L99 203L98 206L96 207L97 215H96V212L93 213V215L94 214L96 215L94 218L95 219H98V218L101 219V217L103 216ZM43 213L47 214L48 217L51 218L50 222H47V220L44 219ZM65 215H63L64 216L63 217L64 218L63 224L68 223V221L65 222L66 221ZM113 216L114 215L112 214L110 217H113ZM48 217H46V218H48ZM104 217L105 216H103V218ZM113 219L114 218H112V221H113ZM109 220H111V219H109ZM48 221H49V219H48ZM98 221H100V220H98ZM101 221H103V223H104V220H101ZM101 221H100V223H101ZM116 222H117V219L115 222L113 221V223H115V225H116ZM25 223H26V225H24ZM105 223H104V225H105ZM107 223L110 224L109 222H107ZM89 224L93 226L92 223H89ZM111 224H112V222H111ZM66 225L67 224H65V227H66ZM69 225H70V221H69ZM115 225H113L114 228H115ZM98 227L99 228H97V230H95L96 236H98V237H96V239H94V243L91 244V242L89 241L90 245L88 244L89 246H86L87 249H85V250H83L84 249V247H83V249H82L83 251L82 252L80 251L81 253L77 256L78 258H76L74 260L75 263H73V264H76V262L79 264H92L94 262H97L98 260H100L104 256L103 254L105 252L103 253V251L107 250V249L104 250V246L106 244V242H105L106 240H104V239H106L107 237L109 239L110 233H109V235H107V232H105L106 234L103 235L105 227H102V225L98 226ZM11 229L13 231V227ZM17 229L16 230L14 229L15 232L18 231ZM81 229H83V227ZM115 229H117V227ZM115 229H114V231H115ZM138 229L139 228H134V230H138ZM4 230H7V229H4ZM2 231L0 232V234L2 233ZM25 231H26V229H25ZM29 231H31V229ZM28 232H26V233H28ZM60 232H58V233H60ZM79 233L77 234L78 235L77 238L81 235V234L79 235ZM34 234L36 235V233H34ZM112 234H113V232H112ZM112 234H111V238H112V236L114 237V235H112ZM157 234H156V237H157ZM57 235L58 234H56V236ZM62 235L60 234L58 237L60 238V236H62ZM93 235H95V233ZM5 236L3 235V237H5ZM21 236H22V234L20 235V237ZM14 237L16 238L17 236L14 235ZM32 237L30 236V238H32ZM23 238H22V240H23ZM59 238H58V240H59ZM92 238L93 237L91 236V239ZM10 239H14V238L11 237ZM36 240H38V241L36 242ZM95 240H98L99 243L95 244L96 243ZM111 240H114V239H111ZM11 241L12 240H10V242ZM18 241H19V239L17 240V242ZM91 241H93V240H91ZM17 242L15 241L16 244H17ZM80 242L77 243V245L79 247L81 244ZM109 242L107 244H109ZM21 243H20V245H21ZM111 243H113V245H114V242H112V241L110 242L109 245H111ZM23 244H24V242L22 243V246H24ZM83 244H84V242L82 243V245ZM57 245L60 246V244H57ZM133 246H135V245H133ZM108 247H110V246H108ZM56 248H54V250ZM124 248H126V250H129L130 246L124 247ZM83 254L88 256V260H85V259L83 260L81 258V257H83ZM68 255L65 256L66 257L65 258L66 263L72 264V262H74V261H71L69 258L70 256H68ZM107 255L108 254H106V256ZM114 255H112V256L114 257ZM109 258H110V256H109ZM109 258H107V259H109ZM112 258H110L111 260L110 259L109 260L112 261ZM251 259H253V260L250 261ZM46 260H48V259H46ZM103 260H104V262H102V264L105 263V261H107L105 259H103ZM110 261L108 262V264L111 263ZM99 262L100 261H98V263ZM58 263H60V262H57V264ZM95 264H97V263H95Z\"/></svg>",
	"mask_w": 264,
	"mask_h": 264
}]
</instances>
